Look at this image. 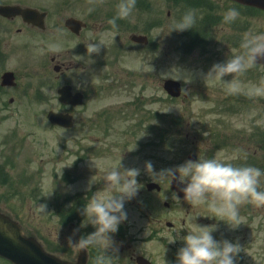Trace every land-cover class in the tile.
Instances as JSON below:
<instances>
[{"label":"rangeland","instance_id":"obj_1","mask_svg":"<svg viewBox=\"0 0 264 264\" xmlns=\"http://www.w3.org/2000/svg\"><path fill=\"white\" fill-rule=\"evenodd\" d=\"M147 1L151 6L150 8H144L141 0H139L136 2L132 16L129 19L119 20V23L116 22L117 27L113 29L108 24V20L115 16V6L118 0H103V3L95 6L91 13L87 11L91 6L87 0H0V2L5 3L30 5L49 12L50 30L46 33L24 32L17 37V40L19 39L21 42L17 53L12 55L10 52L8 54L7 67L9 68L18 66L16 62L18 57L23 60L20 65L22 68L19 69L25 71L22 80V88H24H20L18 91L8 89L4 95L6 105L0 106V115H4L3 118H0V162L13 164L14 169L11 170L9 178L12 175L16 181L14 185H17L19 190L24 193L23 196L15 195L12 197L9 195L8 202L4 203V206L15 214H19L18 218L25 231L36 233L38 237L44 239L49 250L52 248L58 253L62 252V250L55 248L58 246L57 244L54 245L51 242V232L57 230L56 217L51 216L54 208L52 205L53 191L57 189L58 193L62 195L78 189L86 191L91 178L94 177L87 174V169L94 167L91 166L93 161L97 163L100 160L97 157H85L80 163L74 161L78 154H82L80 151L82 149L75 151L77 147L79 148L81 140L79 130L82 129V126L80 124L84 122L87 110L97 106L96 95L91 96L88 106L77 109L79 126L75 129H66L54 125L53 127L47 119V112L50 109L70 110L58 98L57 88L64 83L73 82L76 89L90 91L91 87L102 81L103 74H107L112 68H120L134 73L138 82H143L142 77L144 76L149 78L151 87L145 92L152 93L154 97L151 102L144 103L143 108L151 109V119L140 122L136 118L137 125L145 124L146 132L143 131L141 135L135 137V144L131 147L133 150L130 149L131 156L130 161H128L132 163V168L140 170V175L136 177L138 179L143 177L153 179L145 171L146 161H150L154 171L159 172L162 169L174 168L183 164L188 160L187 155L191 152L198 154L201 159L218 157L228 160L231 158V162L237 165H245L247 161L246 165L258 167L264 171V148L260 152L258 150L260 162L257 164L249 159L252 152H255V147L251 143H249V150L236 146H223V144L213 145L207 130V135L202 136L207 142L203 141L201 146L196 147L192 133H187V131L191 130L194 134L195 124L202 123L209 126L210 119L216 118V115L207 110L210 103L202 100L203 97L198 93L192 92L198 86L208 88L215 85H209L213 81L205 83L203 79V74L207 73L211 66H202V58L199 57L201 48L196 50L194 34L193 38L189 40L187 31H183L184 34L175 30L170 32L172 25L180 21L185 14V8H189L187 11H193L196 16L195 7L190 6L193 2L189 0V6L184 4L186 0L181 2L177 0ZM218 1L220 5H223L224 11L234 7L240 12V16L230 24L232 27L231 35L234 34L235 36H232V49H240L239 44L245 32L264 31V12H247L237 8L229 0ZM69 16L84 20L90 18L92 23L101 28L99 31H87L83 39L70 37L66 28L63 27L64 20ZM59 24L62 27L59 28ZM96 25L95 30H97ZM224 27L225 23L215 28L216 37L227 35L229 29ZM57 29L63 31L62 37L57 38ZM188 30L192 31V29ZM132 32L148 34L151 39L150 45L130 44L129 39L127 42L126 38ZM95 36L99 37V41L104 40V53L89 55L85 44L88 42L96 43L98 39ZM9 39L13 40L14 38L9 35ZM50 43H59L63 51L60 54L48 52L47 46ZM41 49L44 50L43 54L40 52ZM53 56H56V59L60 61L72 58L80 64V67L71 70V72L68 71L66 75L58 78V74L53 68L54 61L51 59ZM102 57L105 59L114 57L117 60L114 63L97 65V59ZM82 65H85L86 68H83ZM259 74L261 75V72ZM168 77L179 79L185 87V91H191L189 98L185 101H182V97L170 99L162 87L163 79ZM223 79L226 80L225 77ZM240 81L246 82L243 79ZM244 87L242 84V88ZM139 91V89L136 90L137 93ZM157 93L162 96L161 100ZM12 95L15 96V99L14 102L10 103L9 100ZM137 97L139 98V96ZM155 97H158L159 100L157 101ZM118 100V98L113 97L105 100L104 104ZM167 109L168 111H165ZM238 109L234 108L229 111L226 109L225 113ZM201 110H205V114L200 116L198 113ZM162 113L163 117L160 116ZM176 117L181 118L182 122L176 123ZM239 117L238 115L236 119ZM250 117L251 109L247 107L242 118L245 121L246 118ZM257 122L259 125L262 123L264 129V115ZM149 126L150 130H148ZM71 148L72 151L69 152ZM114 151L119 153L121 157L123 156V150L114 149ZM54 153L59 155L58 160L53 158ZM114 156L117 155L114 154ZM66 173H70L71 178L65 177ZM19 178L22 182L19 181ZM169 181L170 179L158 182L168 187V192L162 194H167L169 201H175L176 198L174 197L177 196L170 189ZM70 182H72L71 185L67 187V183ZM5 187L9 186L0 183V194L4 192ZM260 188L264 190V177L261 178ZM50 192L51 194L47 195ZM40 204H46L44 214L37 211V206ZM187 209H181L180 205H174L171 210H167L164 206L159 215L165 216L162 225L165 227V231H170L166 228V220L175 222L177 218L181 219L188 216L192 221H200L201 219L208 220L211 215L206 205L190 206L189 213H187ZM240 213L243 223L236 229H231L228 225L232 238L229 241L240 243L242 238L247 237V264H264V208L244 205L240 208ZM253 215H255V230H251V225L246 224V220ZM153 216H155V212H153ZM58 218L56 221L59 230L61 225ZM195 224L207 226L203 221L202 223L194 222L192 225L187 224L186 227L191 229ZM178 226L181 227V225ZM257 227H262V230L259 231ZM166 236V240L169 241L170 235ZM175 241H179V239ZM59 242H63V240Z\"/></svg>","mask_w":264,"mask_h":264},{"label":"flooded vegetation","instance_id":"obj_2","mask_svg":"<svg viewBox=\"0 0 264 264\" xmlns=\"http://www.w3.org/2000/svg\"><path fill=\"white\" fill-rule=\"evenodd\" d=\"M141 1L144 5H150L147 0ZM163 1L166 2L167 0ZM229 1L237 8H241V10L247 12H264L262 9L244 6L232 0ZM0 3L8 4L5 2ZM193 6L196 10L197 23H195L191 31L192 33L191 35L189 33L188 37L190 40L193 38L192 36L194 34L195 48L196 50L201 48L199 50V57L202 58V66H212L214 63H223L228 58L238 54L240 49H232V36H235L234 34L231 35L232 27L230 24H225L224 28L229 29L225 37H216L217 31L215 28L224 23L223 13L225 11L222 8L223 5H220L218 0H193ZM49 21L50 19L47 17L45 26L40 27L25 21L21 15L5 16L0 13V106L6 105V98L4 95L8 89L18 91L22 88V80L25 71L23 72L19 68H22L20 65L23 63V60L18 57L16 60L18 66H16V68L7 67L9 59L8 54L11 52V54L14 55L17 53L16 51L20 46L21 42L19 39L17 40V37L26 31L46 33L50 30ZM85 22L86 25L79 33L73 32L65 25L63 27L66 28L70 37L74 36L81 39L85 38L87 31H99L101 28L92 23L90 18L85 19ZM117 23H119V20ZM95 25L97 26V30H95ZM58 26L59 28L62 27L61 24ZM134 33L136 32H132L128 35L126 38L127 42L129 39L131 41V43L129 42L130 44L150 45L151 39L148 44L133 41L131 38ZM9 35L14 39L8 40ZM95 37L98 39L96 42H98L99 37ZM120 39H122V37H120ZM100 52L104 53V46H101ZM116 60L117 59L114 57H109L107 59L102 57L97 59V65L114 63ZM54 63L60 65V72L57 73L58 78L66 75L68 71L71 72V70L80 67V64L72 58L66 61H60L55 57ZM257 65L258 66L239 77L246 81H241V84L245 86L243 88L244 91L258 84L260 79L264 78V64L257 61ZM82 67L86 68L85 65H82ZM8 71H12V75L9 78H5V74ZM259 72H261V75ZM142 79L143 82H138L134 73L120 68H112L107 74H103L102 81L98 83V85L91 87L90 91L87 89H76L73 82L64 83L71 85L73 92L80 90L83 94V102L81 105L68 106L70 109L69 112L73 115V122L71 126H69V129H75L79 126L77 118L78 108L88 106L92 95H96L98 101L96 107L87 110V114L84 116V122L80 124L82 126V129L79 130L81 132V140L79 148L77 147L75 151L82 149L80 150L82 154L77 155L75 163H80L85 157H97L100 159L96 163L97 168L90 167L87 169V174L95 177V182L91 185L90 190L89 187H87L86 191L78 189L77 191L64 195L58 193L57 189L53 191L54 199L52 205L54 208L51 212V216H54V218L56 217L55 222L57 230L51 232V242L54 245L57 244L58 246L55 248L62 250V252L58 253L52 248L50 251L69 262L77 263L82 256L86 257V264H93V260L98 254L97 250L93 248L88 249L87 252L83 250L80 252L76 249H72L68 244V238L71 236L73 242H75L80 236H86L95 231L91 224L85 223V217L81 215V210L92 195L99 191H104V174L111 170H119L123 174V170L132 168V163L128 162L131 156L130 149L135 144V137L141 135L143 131L146 132V128L144 127L145 124L137 125L136 118L140 122L151 119V109L146 110L143 108V104L147 101L151 102L154 97L152 93L145 92L146 89L151 87L149 78L144 76ZM225 79V81H230L232 77L226 76ZM209 85L213 86L208 88L198 86L195 87L192 92L198 93L203 97L202 100L210 103L207 110L216 115V118L210 119L209 126L202 123L195 124L196 130L194 134L191 130L187 131V133H192L194 143L197 145L196 147L201 146L203 141L207 142L202 137L207 130L210 133V140L213 145L223 144V146H236L241 149L249 150V143H251L255 147V152H252L250 158L256 159L259 164V152L264 148V129L262 123L260 122L261 125H259L257 120H261L264 115V98L250 99L247 95L243 94V92L238 95H226L224 85L219 81H213ZM137 89L140 90L138 93L136 92ZM190 92L191 91H185V87L183 86L182 94L179 98L182 97V101H185L191 95ZM137 96H139V98ZM157 96L160 100L162 99V96L158 93ZM14 97V95L11 96L9 100L10 103L14 102ZM113 97L119 100L113 103H106V105L104 104L105 100L112 99ZM158 97H155L157 101L159 100ZM247 107L251 109V117L246 118L244 121L242 117ZM234 108L239 109L230 113H225L226 109L229 111ZM198 114L200 116L205 114V110H201ZM238 115L240 117L236 119ZM3 116L4 115H0V118H3ZM161 116L163 117V114H161ZM133 121L135 122L134 124L132 123ZM150 126L148 130H150ZM114 149L123 150V156L121 157L119 153L117 154ZM70 151H72V148L69 152ZM114 154L117 156H114ZM53 158L57 159L60 157L57 153H54ZM50 160H52L51 157ZM120 160L121 169H119ZM12 169H14L12 163L0 162V183H5L6 186H9L5 187L4 192L0 194V213L11 217L23 226L18 218L19 214H15L4 206V203L8 202L9 195L14 197L15 195L23 196L24 194L19 190L17 185H14L16 181L12 178V175L9 178ZM65 177L71 178L70 173H66ZM136 179L141 187L138 194L124 204L127 219L119 225L116 233L110 234L119 248L118 257L112 264H164V262L165 264H176L177 252L184 246V241L181 236L184 237L188 234L190 227L187 228L186 226L192 225L195 221H192L187 216L181 219L177 218V221H171L172 224L167 225V222L170 220H166V228L170 231H165V227L162 226L165 216L159 214L162 212L164 206L167 210H171L174 205H180L181 209L188 208L187 213H189L191 205L180 199L175 192L173 194L179 199L169 201L167 199L168 195L162 194L168 192V187L159 182L158 183L161 185L160 188L150 190L147 186L150 182L155 181L153 179L148 177ZM19 181L22 182L21 178H19ZM71 183L72 182L67 183V187L70 186ZM153 212H155V216H153ZM211 215L207 222L209 226H215L216 228V230L212 232L214 239L217 241L225 239L231 240V231L228 229V224L211 217ZM240 215L242 214L240 213ZM57 218L61 225L59 230V227H57ZM254 223L255 215L250 216L246 220V224L251 225V230H255L256 228L254 227ZM178 225H181V227ZM257 228L259 231L262 230V227ZM174 234H177L179 241L169 242L166 240V235H170L171 238H176L177 236ZM246 239L247 237H244L240 240L239 245L242 251L235 258L236 264H247L246 251L248 250V243ZM61 240H63V242H59ZM44 244L47 246L45 242ZM108 254L111 255L110 252ZM0 264L14 263L0 255Z\"/></svg>","mask_w":264,"mask_h":264},{"label":"clouds","instance_id":"obj_3","mask_svg":"<svg viewBox=\"0 0 264 264\" xmlns=\"http://www.w3.org/2000/svg\"><path fill=\"white\" fill-rule=\"evenodd\" d=\"M87 2L91 5L87 11L91 13L95 6L103 3V0H87ZM135 6L136 0H118L115 6L116 14L108 20V24L115 29L117 20L129 19ZM239 16L240 12L236 8H229L223 13V22L231 24ZM195 23V13L190 10L183 15L180 21L172 25L170 32L192 29ZM56 35L57 38L62 37L63 31L57 29ZM85 46L89 55L99 54L101 46H104V40L101 39L96 43L88 42ZM239 48L238 54L223 63H214L208 72L203 74V79L205 83L209 81L223 83L226 95H238L243 92L250 99L264 98V78H261L258 84L247 88L246 91L243 90L239 79L246 72L258 66V60L264 59V31L245 32ZM43 51V49L40 50L41 54ZM47 51L60 54L63 49L59 43H50ZM226 76H231L232 79L225 81L223 78ZM204 135L206 136L207 132ZM91 166L97 168L96 162L93 161ZM119 169H121V160ZM145 171L157 182L170 179L184 185L180 188L184 201L192 207L206 205L212 214L211 217L226 222L231 229H236L243 223V218L240 216L242 206L252 205L255 208H264V190L260 188L264 171L251 165H236L231 162V158L228 160L218 157L187 160L179 166L162 169L159 172L154 171L150 161H146ZM122 172L123 174L119 170L106 172L103 176L105 191L92 195L81 210L85 223L91 224L95 231L86 236H80L75 242L71 236L68 238V244L72 249L80 252L82 250L87 252L90 248L97 250L98 254L93 264H112L117 259L119 248L110 234L116 233L119 225L127 219L124 204L134 198L141 187L136 179L140 175L139 169L130 168ZM94 182V177H92L89 190ZM45 210L46 204L37 206L38 213L44 214ZM215 230V226L196 224L188 230V234L182 237L184 246L177 252L176 264H236L235 258L242 251L241 246L238 242L233 243L226 239L217 241L212 235ZM169 242H175L174 238L169 239ZM109 252L111 255L108 254Z\"/></svg>","mask_w":264,"mask_h":264},{"label":"water","instance_id":"obj_4","mask_svg":"<svg viewBox=\"0 0 264 264\" xmlns=\"http://www.w3.org/2000/svg\"><path fill=\"white\" fill-rule=\"evenodd\" d=\"M243 3L256 5L264 8V0H238ZM0 12L5 15L22 14L23 17L33 22L41 27L44 26L43 19L46 17V12H41L36 8L32 7H22L20 5H1ZM83 21L75 18L69 17L66 19V25L72 30L79 32L83 25ZM138 42H148V37L145 35H134L132 37ZM264 62V59L258 60ZM58 69V67H56ZM165 87L168 89L169 93L177 96L181 92L180 82L176 79L169 78L165 81ZM60 100L64 103H81L82 94L77 93L75 95L71 94L70 86H63L59 89ZM49 118L53 122H57L62 125H67L70 121L71 116L69 114L56 113L54 111L49 112ZM196 155L190 154L189 159L195 160ZM158 186L157 183H149V188H154ZM184 185H180L177 181H171V187L178 192L180 196L183 197V193L180 188ZM0 253L17 264H70L61 261L57 257L48 254L43 247L34 239L28 238L23 235L20 226L9 219L6 216L0 214Z\"/></svg>","mask_w":264,"mask_h":264}]
</instances>
